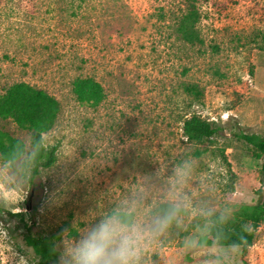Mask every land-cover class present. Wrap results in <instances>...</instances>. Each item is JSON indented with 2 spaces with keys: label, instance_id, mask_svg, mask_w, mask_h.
Instances as JSON below:
<instances>
[{
  "label": "rangeland",
  "instance_id": "obj_1",
  "mask_svg": "<svg viewBox=\"0 0 264 264\" xmlns=\"http://www.w3.org/2000/svg\"><path fill=\"white\" fill-rule=\"evenodd\" d=\"M196 7L201 41L191 43L177 31L184 0H0V92L26 81L59 102L44 133L57 159L33 182L30 130L0 118L25 147L15 160L0 156V264H39L23 221L4 211L27 208L32 231L51 235L60 252L65 237L116 211L138 229L134 264H264V220L247 250L207 241L208 226L193 225L264 202L262 157L235 134L264 135V0ZM79 76L100 81L99 104L77 97ZM187 83L200 92H186ZM190 113L217 133L188 139ZM164 203L175 209L154 225Z\"/></svg>",
  "mask_w": 264,
  "mask_h": 264
},
{
  "label": "trees",
  "instance_id": "obj_2",
  "mask_svg": "<svg viewBox=\"0 0 264 264\" xmlns=\"http://www.w3.org/2000/svg\"><path fill=\"white\" fill-rule=\"evenodd\" d=\"M199 12L196 0H184L183 12L178 16L177 31L181 38L196 43L201 41L196 22ZM73 90L82 101L99 104L105 97V92L100 81L91 76H79L73 81ZM188 93H199V88L192 83L185 84ZM59 111V102L48 91L38 88L26 81H16L10 84L4 91L0 92V118L11 119L19 126L30 130L35 151L31 157L30 182L34 181L36 175L42 168L50 167L57 159L58 144H46L44 133L49 131L56 121ZM183 132L185 136L194 141H203L215 135L219 129L210 120L199 113H190L184 117ZM237 137L244 139L253 146L254 154L262 157L260 172L261 186H264V135L256 132L239 131ZM25 150L21 139L9 134H4L0 129V156L4 160H15ZM222 158L230 170L229 187L234 189L236 172L232 169L227 155L222 152ZM173 205L164 203L162 209L167 212ZM10 216H18L26 228L24 232L25 243L32 247L37 256L39 264H59L60 250L56 242L49 234L35 233L32 231L34 225L35 211L28 210L12 212L5 210ZM28 212V213H27ZM124 222H130L124 212L119 213ZM264 220V202L257 201L251 205H244L234 212V217H228L221 212H211L201 215L193 223L196 227L200 223L208 226V232L204 236L207 241L216 240L222 245H239L247 250L252 245L256 228Z\"/></svg>",
  "mask_w": 264,
  "mask_h": 264
},
{
  "label": "clouds",
  "instance_id": "obj_3",
  "mask_svg": "<svg viewBox=\"0 0 264 264\" xmlns=\"http://www.w3.org/2000/svg\"><path fill=\"white\" fill-rule=\"evenodd\" d=\"M174 209L154 218L153 224H163ZM137 239V227L125 224L113 211L65 237L59 264H134Z\"/></svg>",
  "mask_w": 264,
  "mask_h": 264
},
{
  "label": "water",
  "instance_id": "obj_4",
  "mask_svg": "<svg viewBox=\"0 0 264 264\" xmlns=\"http://www.w3.org/2000/svg\"><path fill=\"white\" fill-rule=\"evenodd\" d=\"M27 211H28V208H27ZM28 213V212H27Z\"/></svg>",
  "mask_w": 264,
  "mask_h": 264
}]
</instances>
